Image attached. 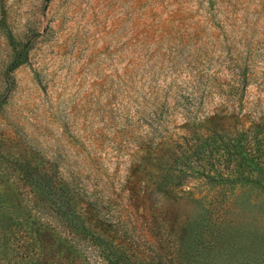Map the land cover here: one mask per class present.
<instances>
[{"label":"rangeland","instance_id":"obj_1","mask_svg":"<svg viewBox=\"0 0 264 264\" xmlns=\"http://www.w3.org/2000/svg\"><path fill=\"white\" fill-rule=\"evenodd\" d=\"M4 96L0 264H56L39 255L25 164L67 183L130 257H264L256 185L191 177L157 191L198 134L264 138V0H0ZM75 245L78 263L106 264Z\"/></svg>","mask_w":264,"mask_h":264},{"label":"trees","instance_id":"obj_2","mask_svg":"<svg viewBox=\"0 0 264 264\" xmlns=\"http://www.w3.org/2000/svg\"><path fill=\"white\" fill-rule=\"evenodd\" d=\"M7 38L16 48L11 31H8ZM27 58L26 47L16 51L9 71L15 70ZM5 100L6 96L0 101V106ZM180 147L181 156L166 162L164 169L159 166L162 173L157 191L168 192L172 187L182 186L191 177L203 178L210 186H236L247 181L264 190V138L252 135L250 130L233 135L198 134ZM23 168V180L34 193L29 202L31 212L37 216L39 255L52 257L56 264H80L75 257H70L82 253L75 245V239L91 241L101 248V259L106 264H264V257L260 256L195 257L193 254L192 257H166L169 260L160 258L157 262L130 257L124 244L97 231L89 216L91 209L83 205L67 183L49 175L48 171H40L27 164ZM44 217L53 218L59 226L46 222ZM221 237L222 234L219 240ZM203 244L211 247L215 243L204 241Z\"/></svg>","mask_w":264,"mask_h":264}]
</instances>
